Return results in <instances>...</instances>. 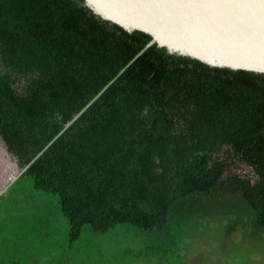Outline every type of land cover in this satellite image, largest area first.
I'll return each mask as SVG.
<instances>
[{
	"label": "trees",
	"instance_id": "1",
	"mask_svg": "<svg viewBox=\"0 0 264 264\" xmlns=\"http://www.w3.org/2000/svg\"><path fill=\"white\" fill-rule=\"evenodd\" d=\"M152 38L85 0H0V134L30 163L0 264L264 259V72Z\"/></svg>",
	"mask_w": 264,
	"mask_h": 264
},
{
	"label": "water",
	"instance_id": "2",
	"mask_svg": "<svg viewBox=\"0 0 264 264\" xmlns=\"http://www.w3.org/2000/svg\"><path fill=\"white\" fill-rule=\"evenodd\" d=\"M85 4L129 31L151 34L148 46L157 43L212 66L264 72V0H85ZM7 152L15 158L17 170L8 173L15 167L7 165L0 198L30 165L21 168L8 145Z\"/></svg>",
	"mask_w": 264,
	"mask_h": 264
},
{
	"label": "rangeland",
	"instance_id": "3",
	"mask_svg": "<svg viewBox=\"0 0 264 264\" xmlns=\"http://www.w3.org/2000/svg\"><path fill=\"white\" fill-rule=\"evenodd\" d=\"M15 159V158H14ZM12 158V156L7 152V144L6 142L4 141V138L2 137V135L0 134V190H1V187L3 186L2 183H3V177H5V169L8 166H16L14 163H15V160ZM10 163V164H9ZM16 169H9V172L8 173H11V172H14ZM9 177V174L7 175V178ZM8 199H5L4 202H7ZM8 203V202H7ZM260 261H252L253 264H264V259L263 257L261 256H258ZM198 264H201V262H198Z\"/></svg>",
	"mask_w": 264,
	"mask_h": 264
}]
</instances>
